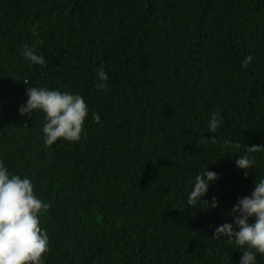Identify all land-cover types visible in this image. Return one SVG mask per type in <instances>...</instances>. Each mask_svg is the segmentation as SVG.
I'll list each match as a JSON object with an SVG mask.
<instances>
[{"label": "trees", "instance_id": "obj_1", "mask_svg": "<svg viewBox=\"0 0 264 264\" xmlns=\"http://www.w3.org/2000/svg\"><path fill=\"white\" fill-rule=\"evenodd\" d=\"M25 44L45 66L24 60ZM37 86L84 98L79 142L46 147L43 113L19 114ZM253 145H264V0H0V160L51 205L45 264H239L213 233L264 178ZM240 155L255 158L247 177ZM206 167L219 178L203 199L218 207L187 206Z\"/></svg>", "mask_w": 264, "mask_h": 264}, {"label": "clouds", "instance_id": "obj_2", "mask_svg": "<svg viewBox=\"0 0 264 264\" xmlns=\"http://www.w3.org/2000/svg\"><path fill=\"white\" fill-rule=\"evenodd\" d=\"M23 58L30 65H46L45 56L37 54V50L27 44L23 46ZM252 60L251 55L246 56L241 62L242 68H248ZM96 76L101 82L98 87L103 91L106 88L104 82L108 80L103 66L99 67ZM24 83L29 81L24 80ZM26 95L28 98L19 107V114L30 116L37 111L43 113L42 132L46 147H51L58 140L80 141L90 111L81 95L41 86L27 88ZM93 119L100 124L99 114L93 113ZM223 120L221 113H214L207 126L208 132L216 133ZM224 143L226 147H231L227 141ZM261 150H264V145H253L248 147L247 152ZM254 162V157L240 155L235 164L245 170L247 177V170L252 169ZM218 178V173L207 167L196 174L191 181L187 206L218 207L216 197L211 198V203L203 199ZM50 207L49 203L37 197L30 178L13 174L0 160V264H45L46 254L50 252L49 235L41 226L40 218ZM229 215L232 223L216 226L213 237L234 242L236 249L242 251L239 264H258V254L264 256V178L256 180L250 195L238 198ZM253 217L255 222L250 223Z\"/></svg>", "mask_w": 264, "mask_h": 264}]
</instances>
